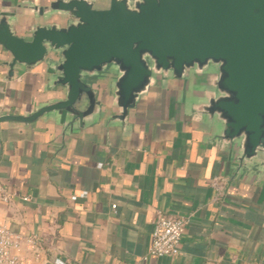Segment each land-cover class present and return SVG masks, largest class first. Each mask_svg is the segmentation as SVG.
Returning <instances> with one entry per match:
<instances>
[{
  "label": "crops",
  "instance_id": "crops-1",
  "mask_svg": "<svg viewBox=\"0 0 264 264\" xmlns=\"http://www.w3.org/2000/svg\"><path fill=\"white\" fill-rule=\"evenodd\" d=\"M51 1L0 0V10H16L12 30L28 38L36 24L68 23L29 9ZM90 1L104 9L110 0ZM57 58L16 64L9 76L11 55L0 45V115L63 98L47 72ZM102 71L91 82L99 113L83 127L53 114L0 123V184L10 196L0 223L20 236L14 253L25 264H264V166L239 167L218 124L195 115L206 74H153L123 122L112 118L116 74ZM158 213L187 220L174 255L149 254Z\"/></svg>",
  "mask_w": 264,
  "mask_h": 264
},
{
  "label": "water",
  "instance_id": "water-1",
  "mask_svg": "<svg viewBox=\"0 0 264 264\" xmlns=\"http://www.w3.org/2000/svg\"><path fill=\"white\" fill-rule=\"evenodd\" d=\"M29 9L41 18L65 15L68 23L36 24L25 38L12 30L16 10H0L8 75L16 64L29 68L53 53L58 61L47 72L65 94L29 113L1 114L0 123L53 114L60 125L83 127L101 107L83 76L106 66L116 74L112 118L124 122L153 74L182 78L193 71L206 74L195 115L218 124L239 167L264 166V0H110L104 9L90 0H52Z\"/></svg>",
  "mask_w": 264,
  "mask_h": 264
},
{
  "label": "built area",
  "instance_id": "built-area-1",
  "mask_svg": "<svg viewBox=\"0 0 264 264\" xmlns=\"http://www.w3.org/2000/svg\"><path fill=\"white\" fill-rule=\"evenodd\" d=\"M212 186L221 193L222 181L218 177L212 180ZM10 196L0 184V202L9 201ZM26 200L27 197H22ZM112 209H115L113 204ZM187 220L162 213H158L153 220L151 232V244L149 254L156 257L174 255L178 251L183 231ZM20 242V236L11 233L8 228L0 223V264H25V262L14 253Z\"/></svg>",
  "mask_w": 264,
  "mask_h": 264
},
{
  "label": "flooded vegetation",
  "instance_id": "flooded-vegetation-1",
  "mask_svg": "<svg viewBox=\"0 0 264 264\" xmlns=\"http://www.w3.org/2000/svg\"><path fill=\"white\" fill-rule=\"evenodd\" d=\"M97 73H98L99 75H93V76H87V75H85V76H83V81H84L85 83H89V84H91V82L97 80V78H99L100 75L103 74V71L100 70V71H98ZM107 78H109V76H107Z\"/></svg>",
  "mask_w": 264,
  "mask_h": 264
}]
</instances>
